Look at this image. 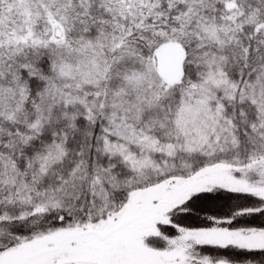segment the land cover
Wrapping results in <instances>:
<instances>
[{"label":"snow or ice","instance_id":"obj_1","mask_svg":"<svg viewBox=\"0 0 264 264\" xmlns=\"http://www.w3.org/2000/svg\"><path fill=\"white\" fill-rule=\"evenodd\" d=\"M0 264H264V0H0Z\"/></svg>","mask_w":264,"mask_h":264}]
</instances>
